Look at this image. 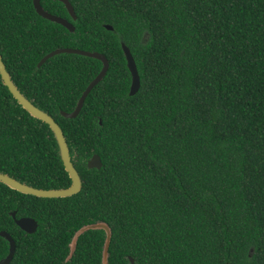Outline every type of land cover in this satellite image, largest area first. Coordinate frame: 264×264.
<instances>
[{"label":"trees","instance_id":"trees-1","mask_svg":"<svg viewBox=\"0 0 264 264\" xmlns=\"http://www.w3.org/2000/svg\"><path fill=\"white\" fill-rule=\"evenodd\" d=\"M0 0V55L17 89L61 128L80 191L38 198L0 183V231L9 264H264V0ZM111 26V30L106 28ZM130 51L140 87L121 45ZM109 67L75 118L102 63ZM98 155L101 167L88 168ZM0 173L37 189L71 181L48 125L25 111L0 77ZM15 212V217L11 213ZM29 217L25 233L15 219ZM8 242L0 237V260Z\"/></svg>","mask_w":264,"mask_h":264},{"label":"water","instance_id":"water-1","mask_svg":"<svg viewBox=\"0 0 264 264\" xmlns=\"http://www.w3.org/2000/svg\"><path fill=\"white\" fill-rule=\"evenodd\" d=\"M61 2L66 11L68 12L69 16L75 20L76 16L73 10L72 5L68 0H57ZM41 0H32V4L34 7L35 12L41 16L42 18L57 23L59 25H62L70 32L74 31L73 25L66 19H63L59 16L52 15L45 11L41 6ZM106 28L111 30V26L106 25ZM126 65L129 70L130 76H131V83L129 88V95L133 96L140 87V79L137 72V68L134 62V59L129 51V49L122 44L121 45ZM76 54L81 55L89 58H94L99 60L102 63L101 70L96 75V77L87 85L85 90L82 92L81 96L79 97L76 106L74 110L70 113L62 112L61 115L65 118H75L81 111L84 101L90 91L97 85L102 78L105 76L109 63L106 59V57L103 54L97 53V52H88L83 51L80 49H73V48H60L51 51L50 53L46 54L42 59L38 62L37 67L39 68L41 65H43L48 59L52 58L55 55L58 54ZM0 77L2 80V83L7 87L8 91L12 95V97L17 101V103L25 110L27 111L32 117L46 123L50 130L52 131L55 140L58 145L59 155L60 159L62 161L63 167L65 172L67 173L71 184L69 187L64 189H50V190H44V189H37L31 186H28L26 184H23L12 177L0 173V183L6 185L12 190H15L19 193L35 196L38 198H65L70 197L72 195L77 194L81 189V180L80 177L74 168L70 154L69 149L67 146V143L65 141L63 132L59 125L54 121V119L48 115L46 112L40 110L35 105L31 103L21 92L17 89V87L14 85V83L11 81L9 73L7 72L5 65L2 61V57L0 55ZM101 160L98 155H93L90 160L87 162L88 168H96L99 169L101 167ZM11 216L15 217V212L11 213ZM15 224L25 233L32 234L36 231L37 228V222L29 217H21L19 219H15ZM89 229H97V230H103L105 232V240L102 248V264H107V256H108V248L111 240V231L107 224L105 223H96L91 225H86L80 228L75 234L73 235L71 242L69 244L70 247V254L73 252L75 248L76 241L78 237L85 231ZM0 237L4 238L8 242V253L6 257L0 260V264H9L13 258V255L15 253V241L12 239V237L5 231H0ZM130 262L133 264L132 258H129Z\"/></svg>","mask_w":264,"mask_h":264},{"label":"clouds","instance_id":"clouds-1","mask_svg":"<svg viewBox=\"0 0 264 264\" xmlns=\"http://www.w3.org/2000/svg\"><path fill=\"white\" fill-rule=\"evenodd\" d=\"M42 1V0H41ZM41 3V2H40ZM42 6V5H41ZM43 8V7H42ZM46 11V10H45ZM49 13V12H48ZM68 13V12H67ZM51 14V13H50ZM53 15V14H52ZM56 16V15H55ZM62 18V17H61ZM64 19V18H63ZM67 20V19H66Z\"/></svg>","mask_w":264,"mask_h":264},{"label":"flooded vegetation","instance_id":"flooded-vegetation-1","mask_svg":"<svg viewBox=\"0 0 264 264\" xmlns=\"http://www.w3.org/2000/svg\"><path fill=\"white\" fill-rule=\"evenodd\" d=\"M65 19V18H64Z\"/></svg>","mask_w":264,"mask_h":264}]
</instances>
